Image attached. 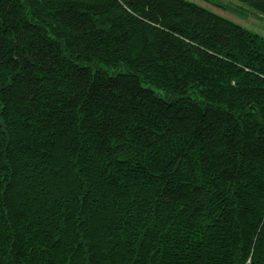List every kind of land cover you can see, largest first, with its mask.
Returning a JSON list of instances; mask_svg holds the SVG:
<instances>
[{
    "label": "trees",
    "instance_id": "16d2710c",
    "mask_svg": "<svg viewBox=\"0 0 264 264\" xmlns=\"http://www.w3.org/2000/svg\"><path fill=\"white\" fill-rule=\"evenodd\" d=\"M0 264H264V38L189 0H0Z\"/></svg>",
    "mask_w": 264,
    "mask_h": 264
},
{
    "label": "rangeland",
    "instance_id": "374dc122",
    "mask_svg": "<svg viewBox=\"0 0 264 264\" xmlns=\"http://www.w3.org/2000/svg\"><path fill=\"white\" fill-rule=\"evenodd\" d=\"M264 38V14L239 0H189Z\"/></svg>",
    "mask_w": 264,
    "mask_h": 264
}]
</instances>
